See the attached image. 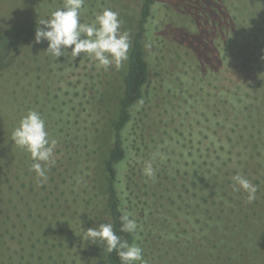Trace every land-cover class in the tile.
Masks as SVG:
<instances>
[{
	"label": "trees",
	"instance_id": "16d2710c",
	"mask_svg": "<svg viewBox=\"0 0 264 264\" xmlns=\"http://www.w3.org/2000/svg\"><path fill=\"white\" fill-rule=\"evenodd\" d=\"M185 2L179 0L181 8L168 0H85L82 23L111 9L130 36L102 162L70 87L45 56L47 42L34 40L37 21L51 18L64 0H14L0 31V96L9 110L0 116V141L8 142L0 144V259L7 252L11 264H87L92 255L121 264L102 241L82 240L95 200L87 171L100 162L109 217L101 224L138 245L144 264H264V2L255 6L253 30L234 16L241 7L233 2ZM180 56H188L186 71L175 63ZM60 58L74 61L70 51ZM75 60L96 63L87 54ZM152 77L161 134L144 132L142 114L133 119ZM34 106L57 141L44 183L30 154L11 139ZM153 154L159 155L149 178L143 167ZM235 175L256 185L251 203L235 190ZM124 212L136 221L135 233L120 230Z\"/></svg>",
	"mask_w": 264,
	"mask_h": 264
},
{
	"label": "clouds",
	"instance_id": "9594fccd",
	"mask_svg": "<svg viewBox=\"0 0 264 264\" xmlns=\"http://www.w3.org/2000/svg\"><path fill=\"white\" fill-rule=\"evenodd\" d=\"M85 0H64L63 8L57 9L49 19L37 21L34 40L39 44L46 41V51L59 60L65 51L71 52L75 60L81 54H87L94 59L98 67L107 70L111 66L119 69L128 59L130 36L120 31L119 14L111 9H104L95 16L92 23L80 21V12ZM150 47V45H146ZM11 139L19 148L27 151L33 160L31 165L38 182L47 181V171L55 165L54 149L57 141L49 138L45 120L38 111L30 110L23 116L19 125L12 131ZM159 154H153L152 160L145 162L143 174L149 178L155 175L153 163ZM235 190L247 193V201L251 203L256 198L257 187L250 180L235 175L232 177ZM122 232L135 233L137 223L130 218L128 212L120 216ZM70 227V226H69ZM84 241L95 244L102 241L106 251H115L121 264H144L143 250L136 244H129L115 234L112 224H100L98 228H87Z\"/></svg>",
	"mask_w": 264,
	"mask_h": 264
},
{
	"label": "rangeland",
	"instance_id": "374dc122",
	"mask_svg": "<svg viewBox=\"0 0 264 264\" xmlns=\"http://www.w3.org/2000/svg\"><path fill=\"white\" fill-rule=\"evenodd\" d=\"M172 3L177 4V7L181 8L183 5H180L179 0H168ZM228 4L232 2L236 6H240L241 9H232L234 16L240 19L243 26L253 30L255 29V15L258 9L255 6L260 5L264 0H226ZM263 1V2H262ZM14 0H0V31L6 27L7 24L11 21L9 19V10H13L14 7L12 3ZM188 4L192 0H186ZM185 2V3H186ZM258 4V5H257ZM261 5H264L261 4ZM260 5V6H261ZM188 6V5H186ZM259 8V7H258ZM128 12L123 11V18L131 19ZM17 18V17H15ZM195 29L194 25L193 28ZM152 45H150L151 48ZM153 48V46H152ZM45 56L48 62L53 67L54 71L61 76L68 84L71 89L73 96L75 97V102L77 106V112L85 128H87L91 139L96 145V149H99V156L102 162L106 160V154L108 147L111 142V127L112 121L116 117L118 109V101L122 94V84L123 76L125 74V63L123 62L122 66L117 69L115 66L109 67L107 70L104 68L98 67L97 63L93 64L92 62H83L80 60H64L62 58L56 59L54 56L50 55L45 51ZM188 56L179 57L175 60V63H178V69L186 71L185 65ZM174 67L176 66L173 64ZM189 67V66H188ZM187 67V69H188ZM177 70L179 73L180 71ZM9 75V84L12 88L13 82L10 76H12L10 71H5ZM18 77V76H17ZM156 80L155 78H150L148 84H146L144 92L145 99L136 106L134 111V118H139L142 114V122L139 123L142 125L145 133L150 131L151 133L157 132L162 128V123L160 122V110L156 107L158 105L157 94H156ZM23 91L17 92V98L20 102L21 98H24L25 95L22 94ZM2 97L0 96V116L8 115L9 110L5 108L1 101ZM156 103V104H155ZM35 108L36 106L33 107ZM139 110V111H138ZM140 112V113H139ZM44 117L49 118L50 115L44 111ZM164 129V128H163ZM9 140V139H8ZM10 142V141H9ZM7 140H1L0 144H7ZM156 143V142H155ZM8 145V144H7ZM98 165V166H97ZM88 169L87 175L89 179V184L92 188V194L94 196V201L92 202L91 208L89 207L88 211H91L88 216L90 217V223L87 228L93 227L97 228L101 222H107L109 217L105 210V198L102 193L103 190V177H104V167L97 164ZM101 167V168H100ZM2 188L0 189V192ZM76 209L82 210L79 205ZM74 214L76 210H74ZM68 216H74L71 213H67ZM92 221V223H91ZM12 242L13 240H9ZM10 250V249H8ZM89 263L87 264H101L99 260L92 256L89 258ZM16 263L15 260H12L10 255L7 252H3L0 259V264H11Z\"/></svg>",
	"mask_w": 264,
	"mask_h": 264
}]
</instances>
